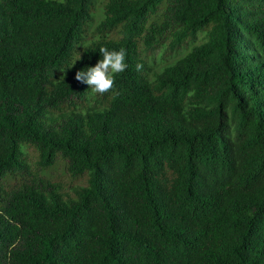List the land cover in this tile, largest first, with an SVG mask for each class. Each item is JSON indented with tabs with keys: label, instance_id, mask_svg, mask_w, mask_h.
Instances as JSON below:
<instances>
[{
	"label": "trees",
	"instance_id": "obj_1",
	"mask_svg": "<svg viewBox=\"0 0 264 264\" xmlns=\"http://www.w3.org/2000/svg\"><path fill=\"white\" fill-rule=\"evenodd\" d=\"M96 1L0 0V264H264V0Z\"/></svg>",
	"mask_w": 264,
	"mask_h": 264
},
{
	"label": "clouds",
	"instance_id": "obj_2",
	"mask_svg": "<svg viewBox=\"0 0 264 264\" xmlns=\"http://www.w3.org/2000/svg\"><path fill=\"white\" fill-rule=\"evenodd\" d=\"M98 50L102 55V59H99L95 66L87 67V70L81 69L77 71L75 78L77 81L88 85V89L92 93L104 94L113 88L115 77L123 73L128 65L124 49L108 50L106 47H100ZM78 60L80 58L76 61ZM75 62L60 71L63 72L65 68L73 67Z\"/></svg>",
	"mask_w": 264,
	"mask_h": 264
},
{
	"label": "rangeland",
	"instance_id": "obj_3",
	"mask_svg": "<svg viewBox=\"0 0 264 264\" xmlns=\"http://www.w3.org/2000/svg\"><path fill=\"white\" fill-rule=\"evenodd\" d=\"M101 0H97L95 3V8L99 9L101 7ZM94 35L92 28L89 29L88 33H87V37L91 38ZM152 55V61L155 63V66L157 64H159L162 59H165V61H170L173 59V57H175V53H172L170 51H165V50H157L155 51ZM157 67V66H156ZM64 182H67V179H62Z\"/></svg>",
	"mask_w": 264,
	"mask_h": 264
}]
</instances>
